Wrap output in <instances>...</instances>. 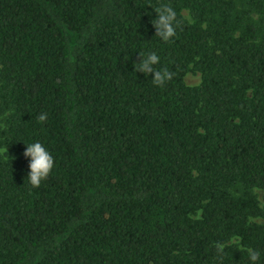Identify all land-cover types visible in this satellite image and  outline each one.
I'll return each mask as SVG.
<instances>
[{"label":"trees","instance_id":"obj_1","mask_svg":"<svg viewBox=\"0 0 264 264\" xmlns=\"http://www.w3.org/2000/svg\"><path fill=\"white\" fill-rule=\"evenodd\" d=\"M0 119V264H264V0H0Z\"/></svg>","mask_w":264,"mask_h":264},{"label":"clouds","instance_id":"obj_2","mask_svg":"<svg viewBox=\"0 0 264 264\" xmlns=\"http://www.w3.org/2000/svg\"><path fill=\"white\" fill-rule=\"evenodd\" d=\"M154 9L157 13V18L150 20V23L155 28L156 37L168 43L176 35V29L180 26L177 13L171 5L166 3H161L158 7H154ZM139 61L134 66L136 72L154 75L152 83L156 86H164L174 76V73L170 72L167 68L157 69L154 67L160 62L159 57L154 52L148 54L140 53ZM39 120H46V116L41 114ZM23 155L25 158H30L28 166L30 171L26 180L30 182L33 188H38L52 173L55 164L54 158L40 142L26 144V150ZM217 247L221 252L223 251L222 245H217ZM247 251L252 264H256L260 253L251 248Z\"/></svg>","mask_w":264,"mask_h":264},{"label":"rangeland","instance_id":"obj_3","mask_svg":"<svg viewBox=\"0 0 264 264\" xmlns=\"http://www.w3.org/2000/svg\"><path fill=\"white\" fill-rule=\"evenodd\" d=\"M184 15L186 18H188L190 20V16H189L188 12H184ZM185 81H186V84L190 87L198 86V85H200V83L202 81V76L198 72H191L186 76ZM0 125L3 127L5 126L1 119H0ZM0 152L3 154L5 151L0 149ZM255 192L257 193V195L259 197V201L261 203V206H264L263 192L261 190H256ZM253 221L263 223V221L260 219H253Z\"/></svg>","mask_w":264,"mask_h":264}]
</instances>
